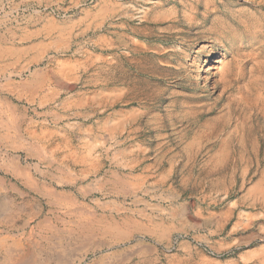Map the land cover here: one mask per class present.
Masks as SVG:
<instances>
[{
  "label": "rangeland",
  "instance_id": "374dc122",
  "mask_svg": "<svg viewBox=\"0 0 264 264\" xmlns=\"http://www.w3.org/2000/svg\"><path fill=\"white\" fill-rule=\"evenodd\" d=\"M83 7L79 81L25 61L26 15ZM59 102L93 111L100 161L65 158L78 131L10 148ZM0 264H264V0H0Z\"/></svg>",
  "mask_w": 264,
  "mask_h": 264
},
{
  "label": "crops",
  "instance_id": "0c3cea01",
  "mask_svg": "<svg viewBox=\"0 0 264 264\" xmlns=\"http://www.w3.org/2000/svg\"><path fill=\"white\" fill-rule=\"evenodd\" d=\"M17 4L25 6H56L63 11L76 9L82 0H13ZM96 12L90 7H83L75 14L69 17H62L59 14L53 13H38L34 10L29 15L25 16V21L22 25L16 27L18 31H23L25 40H32L27 47L22 50H32L33 53L26 57L25 61L29 64L38 57L47 59V65L56 67L57 80L61 83L66 81H79L81 74L73 70L77 64V59H62L59 58L65 52H72L74 56L84 55L85 60L94 58L91 55V40L88 35L91 31L100 26H103L104 20L97 19ZM88 37V39H86ZM27 38V39H26ZM84 38V43L81 42ZM35 39V40H33ZM38 40V41H37ZM37 41V42H36ZM98 59L100 56L97 57ZM61 62V63H60ZM65 67V70L64 68ZM63 87L61 88V90ZM82 90L75 91L70 99H73L82 94ZM56 96V93H54ZM70 103V101H68ZM87 106H70L65 103H58L55 108L50 110L35 109L38 112V119H32L29 127L22 133L19 141L10 147L14 150L27 152V154H36L43 156V145L47 141H58L63 138L69 139L72 131L82 133V136L88 137V144L79 145V149L71 150L68 147L65 152V158L73 160H89L97 162L101 160V154H97L98 148L95 149L97 140L94 130L99 123L93 122V111ZM58 121L56 124L55 122ZM61 144L53 145V150H58ZM86 149H81L86 147ZM38 147L40 150H38ZM50 159H52L50 157ZM53 160V159H52ZM57 160V158H56ZM91 169V168H90ZM91 172V171H90ZM192 252V251H191Z\"/></svg>",
  "mask_w": 264,
  "mask_h": 264
},
{
  "label": "bare ground",
  "instance_id": "6f19581e",
  "mask_svg": "<svg viewBox=\"0 0 264 264\" xmlns=\"http://www.w3.org/2000/svg\"><path fill=\"white\" fill-rule=\"evenodd\" d=\"M224 33L225 32H221V35H224ZM234 40V39H233ZM238 41H239V39H237ZM240 40H242V38L240 39ZM231 41V40H230ZM232 42V41H231ZM234 42H235V40H234ZM219 44V43H218ZM241 45V44H240ZM241 49V48H240ZM234 52H238L239 51V46H235L234 47ZM232 52V51H231ZM205 53V52H204ZM240 53V52H239ZM235 54V53H234ZM207 55H208V53H207ZM236 55V54H235ZM237 56V55H236ZM233 57H235V56H233ZM220 59V58H219ZM237 59V58H236ZM199 60V59H198ZM215 62H219L220 60H218V59H215L214 60ZM234 62V61H233ZM220 63V62H219ZM226 67V66H225ZM228 68V67H227ZM232 68V67H231ZM197 69H199V63H197ZM223 69H225V68H223ZM196 71H199V70H196ZM208 71V70H207ZM229 71V70H228ZM232 71V70H231ZM206 73V72H205ZM231 73V72H230ZM198 72H197V78H198ZM224 74V73H223ZM225 75H226V73H225ZM207 78V77H206ZM228 78V77H227ZM208 79V78H207ZM224 79H226L225 78V76H224ZM229 81H230V79H229ZM208 82V81H207ZM227 82V81H226ZM225 82V83H226ZM231 82V81H230ZM227 84V83H226ZM228 87V86H227ZM228 90V89H227ZM226 91V90H225ZM121 98V97H120ZM114 102V101H113ZM117 102V101H116ZM20 127V126H19ZM22 134V133H21ZM14 167V166H13ZM236 170H237V168H236ZM234 172V171H233ZM34 182V181H33ZM57 193V192H56ZM59 200H61L59 197H57ZM65 199V198H64ZM90 209V208H89ZM88 210V209H87ZM80 211V210H79ZM89 211V210H88ZM86 213V212H85ZM73 214V213H72ZM15 215V214H14ZM47 216V215H46ZM61 216V215H60ZM70 216V215H69ZM36 217V216H35ZM71 217V216H70ZM69 217V218H70ZM94 217V216H93ZM77 218V217H76ZM80 219V218H79ZM92 219V218H91ZM67 220V219H66ZM82 220V219H81ZM93 220V219H92ZM68 221H69V219H68ZM71 221V220H70ZM103 221V220H102ZM72 222V221H71ZM95 222V221H94ZM58 223V222H57ZM57 223H56V225H57ZM42 224V223H41ZM59 224V223H58ZM68 224H69V222H68ZM55 225V224H54ZM53 225V226H54ZM94 225V224H93ZM44 226V225H43ZM61 226V225H60ZM71 227V226H70ZM90 229V228H89ZM85 232V231H84ZM60 233V232H59ZM62 234V233H61ZM56 236V235H55ZM80 236V235H79ZM92 236V235H91ZM14 240V239H13ZM53 240V239H52ZM78 240V239H77ZM18 242V241H17ZM20 242V241H19ZM8 243V242H7ZM15 243V242H14ZM55 250H56V248H55ZM59 251V250H58ZM35 254V253H34ZM107 258V257H106ZM30 259V258H29ZM113 261V260H112ZM99 262V261H98ZM35 263V262H34Z\"/></svg>",
  "mask_w": 264,
  "mask_h": 264
},
{
  "label": "built area",
  "instance_id": "2783aa9c",
  "mask_svg": "<svg viewBox=\"0 0 264 264\" xmlns=\"http://www.w3.org/2000/svg\"><path fill=\"white\" fill-rule=\"evenodd\" d=\"M95 3V0H87L88 5H93ZM67 14L63 15L66 16Z\"/></svg>",
  "mask_w": 264,
  "mask_h": 264
}]
</instances>
